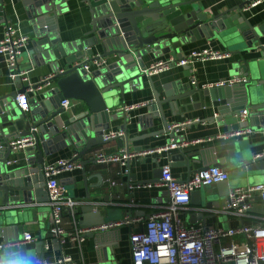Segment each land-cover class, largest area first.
<instances>
[{"label":"water","instance_id":"water-1","mask_svg":"<svg viewBox=\"0 0 264 264\" xmlns=\"http://www.w3.org/2000/svg\"><path fill=\"white\" fill-rule=\"evenodd\" d=\"M69 0H25L34 26V38L29 40L33 50L29 61L19 65L18 73L30 72L35 63H52L56 74L54 88H44L38 97L30 100V109L23 112L16 101L20 94L30 88L17 77V91L0 98V234L7 245L0 253V264H35L44 260L46 241L36 246V254L29 253L22 243L25 215L17 214L20 206L49 202L46 190L44 167L46 159L62 150L73 148L78 157L74 162L93 153L111 142H105L103 135L110 131L111 121L125 119L124 112L116 110L120 102L125 104V95L143 86V60L149 55L156 58L176 52L178 59H184V48L204 39L218 41L233 54L258 51L253 61H244L243 71L251 77L249 85L241 90L214 88L211 90L193 89L190 85L177 82L174 87L165 88V97L155 91L156 103L150 113L154 118L161 117L166 132L170 124L166 119L165 105L173 115L180 109H191V98L197 95L205 107V99H213L214 106L227 116L239 117L245 109L250 110L252 123L264 129V23L254 25L244 13V9L254 0L243 2L222 13H207L204 0H84L91 9V31L86 39L63 43L58 36L57 20L64 14V4ZM0 24H8L6 0H0ZM100 46L102 58L116 56L107 67L87 75L84 67L94 57V48ZM64 60L61 71V61ZM192 67H185L190 71ZM64 100L83 104L84 109L76 115H68L62 107ZM220 100V103L216 102ZM227 106V107H226ZM197 108V107H194ZM117 111V112H116ZM240 127H234V131ZM257 128V127H256ZM252 131H254L252 129ZM32 137L34 146L23 151L25 164L11 170L8 162L13 157L10 143L18 138ZM170 140L175 138L171 134ZM117 140L121 148L129 144L124 138ZM128 140V141H127ZM178 140V139H177ZM170 143V141H169ZM168 143V144H169ZM130 152L129 147L126 148ZM182 155L184 151H180ZM190 160V156H186ZM178 157L174 158V161ZM197 162L202 169L217 166L230 174L228 182L203 188L192 194L194 205L201 216L209 210H222L232 190L231 182H257L254 178L264 172V155L255 154L237 140L199 152ZM95 163L96 160L93 159ZM200 169V170H202ZM251 174V177L248 175ZM162 169L155 173L153 181L160 182ZM100 184L103 177L99 176ZM168 196V195H167ZM91 199V196H88ZM94 202H88L77 209L82 215L79 227L94 229L107 224ZM18 219L21 225L18 224ZM15 222H17L15 224ZM93 234V233H91ZM50 235V232H49ZM58 244V241H56Z\"/></svg>","mask_w":264,"mask_h":264},{"label":"crops","instance_id":"crops-1","mask_svg":"<svg viewBox=\"0 0 264 264\" xmlns=\"http://www.w3.org/2000/svg\"><path fill=\"white\" fill-rule=\"evenodd\" d=\"M24 1L6 0L8 24H0V42L4 38L6 27L9 25L18 29L21 34L27 36L30 40L34 38V26L31 17H29L30 11ZM83 1L69 0L64 4V14L56 22L58 36L63 43H72L88 38L87 34L91 31L92 15L89 5L83 3ZM242 2L243 0H204L203 5L207 13L215 14L237 7ZM244 13H246L252 24L264 23V4L257 9ZM261 45L264 47V37L261 38ZM183 48L184 57H188L194 52L203 51L219 52L229 56L219 60L197 61L190 71L183 67H174L170 71L153 77L144 75L143 86L136 91L127 93L125 104L120 102V106L116 107V110L119 111L120 108L125 106L146 105L129 112L127 114L129 119L127 124H125L123 118H117L110 123V130L118 131L122 129L126 132V139L129 140L128 146L124 145L121 148L116 140L98 149H103L107 153H116L129 147L131 153H144L165 147L170 141L171 134L164 129L162 118H154L149 112L156 103L155 91L161 95V98H164L165 88L167 86L173 88L179 81L183 82L184 85H190L193 89L200 88L204 91L203 87L206 85L216 84L231 77H246L243 71L244 61H253L260 55L258 51L243 53L242 56L233 54L218 41L213 42L207 39L197 41ZM32 50L33 45L29 41L27 48L19 59V65L30 62L28 55ZM93 51L95 55H103L100 46L94 48ZM170 57L178 59L177 53L173 52L159 58L149 55L143 60L148 68L157 61L167 60ZM116 59V56L107 58L109 62H114ZM63 65L64 60L61 61V71L64 69ZM18 71L19 68L16 72L18 73ZM13 72L15 71L8 67L5 57L0 55V98L17 91V83L12 78ZM25 74L27 77L25 85L30 87L39 85L46 77L54 74V71L52 63L45 62L40 65L35 63L34 68ZM193 77L196 78L197 85H193ZM247 78L250 81L251 77ZM54 87L55 83L48 88ZM41 93L35 92L31 95L30 100L34 96L38 97ZM216 103L219 104L220 100ZM202 104L200 96L197 95L191 98V109L183 111V108H181L179 115H173L167 105L164 107L166 119L170 125L183 121L199 120L187 126L177 137L178 141L181 142L204 141L198 145H191L184 150L185 155H182L179 150L161 154H145L134 158L127 166L123 167L119 164L99 165L94 162L91 153L82 159V162L86 163L84 168L63 173L59 176L61 184L67 189L68 195L72 199L82 205L90 201L94 202L96 210L101 211L108 220L104 226L122 221L128 217L131 220L130 224L119 228L90 232L85 235L83 242L68 241L66 245H62L59 240L49 235L51 208L48 202L20 206L16 213L25 215L26 222L22 224L24 233H31L36 239L35 243L27 245L29 253L35 256L37 244L43 240L46 241L44 260L42 263L35 264H58L64 257L71 258L74 264H132L131 235L134 232L143 231L147 219L162 212L164 207L169 204L165 190L160 188L148 189L143 184L147 181H153L159 168L170 165L176 177L185 181L192 178L196 172L203 168V164L198 163L196 159L199 152L234 142L235 139L224 141L217 138L219 135L234 131L235 126L250 129L252 132L236 139L237 142L245 148L253 150L255 154L264 155V129L261 127L257 130L260 126H257L254 122L252 123L250 117L244 124L239 123L238 117H226L219 108L214 106L213 99L210 96L205 99V107L202 108ZM83 109V104H75L67 114L76 115L82 112ZM247 110L250 114V110ZM76 154L77 152L73 148L62 150L48 157L46 165L62 159H73ZM186 156H190V160ZM175 157H178L176 161H174ZM11 160L17 161V164L9 167L11 170L25 164L23 152L11 157ZM250 175L248 177H251ZM99 176L103 177L102 184H100ZM254 180H257V182L253 184L249 179L246 182H231V189L237 187L248 188L258 183H264V172H261L260 176L254 178ZM89 195L91 196L90 200L88 199ZM200 213L194 205H191V210L183 213V219L188 224L203 222L209 228H237L242 224L264 227V201L260 196H257L253 203L250 217L238 218L222 213L221 210L215 208L206 211L203 217ZM81 216V214L78 215V227ZM66 217L70 221L71 216L68 214ZM14 221H18V219ZM18 224L21 225L20 221H18ZM24 233L21 234V237L24 236ZM55 240L58 241V244ZM0 244H4L1 234Z\"/></svg>","mask_w":264,"mask_h":264},{"label":"built area","instance_id":"built-area-1","mask_svg":"<svg viewBox=\"0 0 264 264\" xmlns=\"http://www.w3.org/2000/svg\"><path fill=\"white\" fill-rule=\"evenodd\" d=\"M264 4V0H254L245 9L249 12L257 9ZM29 38L19 32L12 26H7L3 40L0 42V55L4 56L9 68L15 72L12 78L22 77L26 83L25 73H17L19 59L27 48ZM228 54L219 52L203 51L194 52L182 60L170 57L167 60L157 61L148 67L144 74L153 77L158 74L170 71L174 67H192L197 61L219 60L228 58ZM110 62L101 55L94 56L84 67L87 75L94 71L107 67ZM56 74L46 77L38 86V90L51 87ZM247 77H231L227 80L220 81L216 84L206 85L204 90L214 88H231L241 90L249 85ZM193 85H197L196 78L193 77ZM36 91L34 86H30L26 93L20 94L16 101L23 112L30 109V97ZM74 103L70 100L62 102L63 109L68 112ZM136 105L131 107H122L120 112L128 114L129 112L144 106ZM249 111L243 110L238 117L240 124H244L249 119ZM194 121H183L173 123L169 126L168 131L175 138L170 143L160 149L151 150L144 153H131L126 150H120L116 153H107L103 149L95 150L92 155L97 164L109 166L119 164L127 166L131 160L145 154H161L173 150L184 151L191 145H198L203 140L194 142H181L177 140L178 135L187 126ZM252 133L250 129L239 128L227 134L219 135L217 139L229 141L236 140L245 135ZM105 142H112L126 138L124 130L108 131L103 135ZM35 142L32 137H21L10 143L13 156L19 155L26 148L34 146ZM73 159H62L53 164L45 165L44 173L46 176V190L48 193V205L51 208L50 236L59 240L62 245L68 241L83 242L85 235L90 232L104 229L119 228L123 225L130 224L128 218L111 223L102 228L83 230L78 227L76 217L77 209L82 206L68 195L67 189L61 184L59 176L63 173L73 172L81 169L80 162ZM17 164L16 160H9L8 166ZM162 177L160 182L145 184L148 189L160 188L166 191L169 204L164 207L162 212L150 216L146 223L145 229L140 232H134L131 235L132 264H264V227L247 226L242 224L237 228H209L203 222L188 224L183 219V213L191 210L192 194L198 190L207 187H213L230 180V174L217 166H211L199 170L195 175L188 179L182 180L173 174L170 165L162 167ZM257 196L264 201V183H258L248 188H235L229 193L228 201L222 213L233 215L238 218L250 217L253 203ZM217 212V211H215ZM70 215V221L67 215ZM36 239L31 233H24L23 241L19 245H28L35 243ZM7 245L0 244V250ZM58 264H74L69 257H64Z\"/></svg>","mask_w":264,"mask_h":264},{"label":"trees","instance_id":"trees-1","mask_svg":"<svg viewBox=\"0 0 264 264\" xmlns=\"http://www.w3.org/2000/svg\"><path fill=\"white\" fill-rule=\"evenodd\" d=\"M77 219H78V215H76Z\"/></svg>","mask_w":264,"mask_h":264}]
</instances>
